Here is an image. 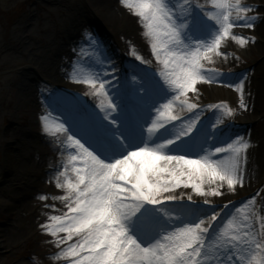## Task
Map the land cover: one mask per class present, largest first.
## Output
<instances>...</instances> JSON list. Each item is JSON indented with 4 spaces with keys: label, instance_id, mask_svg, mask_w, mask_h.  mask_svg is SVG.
<instances>
[{
    "label": "snow or ice",
    "instance_id": "6c2138e0",
    "mask_svg": "<svg viewBox=\"0 0 264 264\" xmlns=\"http://www.w3.org/2000/svg\"><path fill=\"white\" fill-rule=\"evenodd\" d=\"M122 3L139 18L159 68L147 66L133 48L144 67L122 78L89 34L71 76L98 104L78 93L50 95L62 116L42 115L43 131L62 135L61 155L68 153L54 177L67 212L41 226L59 249L54 258L65 264H264V196L257 192L239 206L210 199L244 187L251 142L227 134L225 121L235 110L225 102L202 107L197 87L231 75L207 65L224 55L229 39L241 47L255 43L254 36L233 30L264 22L255 12L264 4ZM80 57L90 61L87 66ZM246 80L245 74L227 86L243 97ZM207 109L214 122L201 119Z\"/></svg>",
    "mask_w": 264,
    "mask_h": 264
},
{
    "label": "bare ground",
    "instance_id": "6f19581e",
    "mask_svg": "<svg viewBox=\"0 0 264 264\" xmlns=\"http://www.w3.org/2000/svg\"><path fill=\"white\" fill-rule=\"evenodd\" d=\"M245 2L264 4V0H246ZM89 5L93 12H98L100 16L106 18L109 26L117 28L120 34L124 35L127 42H123V46L128 45L131 50L134 48L138 55L149 62L147 66L153 69L159 68L151 51L148 50L150 48V40L143 35L144 29L139 22V18L133 14L131 9L124 6L122 0H92ZM255 12L264 16V7L257 8ZM80 28L78 26L74 30H69L70 38L65 46L73 45L72 47H74L80 42ZM233 32L245 37H255V43L250 42L241 48L246 51L247 55H244L245 57L252 55L255 61L258 60V62L250 70L245 69L246 67L242 68V65L237 66V60L230 57L229 53L236 54L238 49L232 46L234 40L229 39L222 45L224 55L213 57L215 66L208 64L207 67L217 70L216 63L218 62L225 66L224 71L235 73L242 71L239 74L240 78L246 74L247 80L244 85L243 97L236 91L234 86L228 87L224 85L219 87L215 83L197 85L200 92V101H198L202 107L208 104L225 102L236 113L245 117L244 120H238L247 123L244 132L238 136L249 139L252 145L247 153V175L244 187L242 189L238 188L235 193H227L222 198H210L212 203L221 205L228 204L231 196L245 193L248 195H245L246 198L244 200L253 197L257 192L264 196L261 193L262 184H264L261 182L264 175V22L258 21L254 29L236 28ZM77 59L78 53H74L71 70L66 71L57 83L61 87L66 88L67 92L51 90L50 82L34 85V82L32 83L30 80L36 82L37 78L39 79L37 76L25 77L18 93L20 104L31 106L32 111L38 113V115H45L49 112L53 115V113L59 111L60 106L54 102H49L51 94H79L82 91L80 90L82 87L86 88V91L79 95L90 105L98 104V99L88 94L90 90L87 85L76 83L72 79V66ZM80 59L84 66H87L90 62L86 58L80 57ZM127 62L125 61L126 64ZM72 87H78L79 89L74 90ZM241 102L247 105L246 109L240 107ZM205 111L206 113L202 117L207 116V120L214 122V111L211 109ZM34 125L40 128V130L36 129L33 131L35 132L34 135L19 130L8 137V139H0V143L9 149V155L4 160V176L0 180V195L3 196L0 202L7 208L13 205L20 209L17 218L11 220L12 228L8 229V233L2 231L4 232L2 235L0 231V249L8 248V245L20 236L39 232L42 225L51 222L49 219L51 216L64 215L67 212L65 202L59 199V197L64 195V192L56 186L54 178L58 171L62 170L60 167L61 163L67 159L68 155L66 151L63 156L61 155L63 136L54 137L46 134L43 131L42 122ZM231 128L232 126L230 125L226 129L228 135L229 131H232ZM57 168L60 169L57 170ZM42 180L45 181L43 182ZM183 191L191 193L193 199L198 202L201 199L192 193L191 189ZM41 196H47L48 199H40ZM259 200H261L260 196L257 197V201ZM3 263L0 261V264Z\"/></svg>",
    "mask_w": 264,
    "mask_h": 264
},
{
    "label": "rangeland",
    "instance_id": "374dc122",
    "mask_svg": "<svg viewBox=\"0 0 264 264\" xmlns=\"http://www.w3.org/2000/svg\"><path fill=\"white\" fill-rule=\"evenodd\" d=\"M89 2L92 0H0V139H8L19 130L31 135L35 134L33 131L36 129L40 130L34 124L41 123L42 114L38 115L32 111L31 106L19 102L18 93L22 82L25 77L37 76L39 79L37 78L36 82L30 80L34 85L50 82L51 90L67 92L66 88L57 83L66 71L71 70L72 56L79 53L82 47H86L85 42L89 34L97 39L112 62L117 63L115 65L122 78L130 77L144 67L137 66L139 61L132 57L131 49L128 45L123 46V42H127L124 35H121L117 28L109 26L106 18L100 16L98 12H93ZM78 26L81 27L80 42L74 47L65 46L70 38L69 30H74ZM232 46L238 49L236 54L229 53L230 57L237 60V66L242 65V68L250 70L258 62L252 55L245 57L244 55H247L245 49L236 41H233ZM148 50L151 51V48ZM126 56L129 60L125 59ZM125 61H128L127 64ZM216 64L218 72L231 73L223 76L222 82H217L216 85L221 87L239 81V74L242 71L237 73L224 71L225 66L222 63ZM211 65L215 66L213 62ZM85 89L80 88L82 91L79 94L86 91ZM205 113L206 111L203 112ZM59 116H62V110L52 115L53 118ZM201 119H207V116ZM244 119V116L236 113L230 120L225 121L232 126V131H229L230 137L234 138L244 132L247 126L243 128L233 126V121ZM8 155L9 149L0 143V180L4 176V160ZM262 177L261 182L264 183V175ZM262 185L261 193L264 194V184ZM245 195L248 194L231 196L230 201L239 206V202L246 198ZM2 198L0 195L1 200ZM260 203L261 200L257 201V205ZM19 212L20 209L16 206L11 205L7 208L0 202L2 235L12 228L11 220H15ZM53 239L42 228L39 232L20 236L8 245V248L0 249V261L4 262L3 264H65L64 261L54 258L58 249L50 242Z\"/></svg>",
    "mask_w": 264,
    "mask_h": 264
}]
</instances>
